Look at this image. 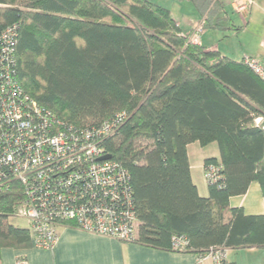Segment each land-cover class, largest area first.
Wrapping results in <instances>:
<instances>
[{"label":"trees","instance_id":"obj_1","mask_svg":"<svg viewBox=\"0 0 264 264\" xmlns=\"http://www.w3.org/2000/svg\"><path fill=\"white\" fill-rule=\"evenodd\" d=\"M183 1L204 29L218 8ZM13 26L18 81L32 99L79 127L126 115L104 146L131 177L133 242L173 251V236H185L179 253L197 256L264 249V214L230 204L252 183L264 199V83L244 60L190 43L193 32L149 0H0V37ZM193 143L218 147L219 158L205 160L220 167L207 197L192 181ZM21 200L18 185L0 194V264L3 248L31 245L29 231L8 222Z\"/></svg>","mask_w":264,"mask_h":264},{"label":"built area","instance_id":"obj_2","mask_svg":"<svg viewBox=\"0 0 264 264\" xmlns=\"http://www.w3.org/2000/svg\"><path fill=\"white\" fill-rule=\"evenodd\" d=\"M251 4L239 0L235 8L247 14ZM203 29L201 21L189 42L201 45ZM15 31L10 27L0 37V194L20 187L15 217L26 221L35 248H53L61 226L133 242L138 220L131 177L113 159L102 160L107 155L104 143L118 132L126 115L79 127L32 99L18 81ZM244 62L264 83L261 61ZM256 123L261 125L262 119ZM219 172V166L205 167L206 181L215 183ZM187 245L185 236H173V251L182 252ZM228 253V248L210 249L197 256V264H230ZM17 264L27 263L19 259Z\"/></svg>","mask_w":264,"mask_h":264},{"label":"crops","instance_id":"obj_3","mask_svg":"<svg viewBox=\"0 0 264 264\" xmlns=\"http://www.w3.org/2000/svg\"><path fill=\"white\" fill-rule=\"evenodd\" d=\"M233 1L214 0L213 5L217 4L218 8L214 13L204 14L209 21L201 34V44L208 50L218 51L223 57L234 61L256 58L264 65V53L242 50L241 57L237 58L227 46L223 45L222 41L228 38L229 33L235 28L230 23L226 12L227 6L235 8V1ZM181 2L183 0H175L173 7L167 8L181 30L184 33H191L198 23L205 22V18L196 5L189 1H186L189 2L187 6L186 4L177 5ZM236 52L238 53V50ZM197 145L200 144L193 143L188 146L191 177L200 195L207 197L209 195L208 183L203 180L205 160L219 158V154L215 153L214 148L211 150L213 153L204 152V147L201 145L202 148L199 150ZM216 149L218 150V147ZM258 193L262 195L261 187L257 183H252L246 195L233 197L230 204L232 207L243 208L246 215H252L257 207L254 208L253 196ZM260 206L264 209L263 195ZM1 257V264H17L19 259L25 260L27 264H197V255L194 253L163 251L135 242H122L111 237L90 234L67 226L58 228V241L51 249H38L31 243L26 248H3ZM228 261L230 264H264V249L229 250Z\"/></svg>","mask_w":264,"mask_h":264},{"label":"rangeland","instance_id":"obj_4","mask_svg":"<svg viewBox=\"0 0 264 264\" xmlns=\"http://www.w3.org/2000/svg\"><path fill=\"white\" fill-rule=\"evenodd\" d=\"M155 4L164 6V7H173L175 0H149ZM223 1V0H222ZM235 3L239 0H234ZM233 1V2H234ZM252 4L249 7L248 13L243 14L239 13L236 8L232 6H227L226 12L230 18V23L234 25V30L229 33V37L224 39L223 45L227 46L229 50L233 53L235 57H241L242 50L244 52L252 53H264V0H251ZM189 2L183 1L178 4H188ZM191 4V3H190ZM238 50V53L236 52ZM232 55V54H230ZM238 55V56H237ZM199 150L200 145H197ZM214 146V147H213ZM217 144L210 145V147H204V152L213 153L211 150H215V153L219 154V151L216 149ZM204 182L207 183L205 176H203ZM254 208L252 215H262L264 214V209L261 208L262 195L261 193L254 194L253 196ZM249 203V202H248ZM247 203V204H248ZM8 222L14 227L27 229L28 225L25 220L19 219L17 217H11L8 219Z\"/></svg>","mask_w":264,"mask_h":264},{"label":"water","instance_id":"obj_5","mask_svg":"<svg viewBox=\"0 0 264 264\" xmlns=\"http://www.w3.org/2000/svg\"><path fill=\"white\" fill-rule=\"evenodd\" d=\"M111 159V156L110 155H106L102 158V160H110Z\"/></svg>","mask_w":264,"mask_h":264}]
</instances>
